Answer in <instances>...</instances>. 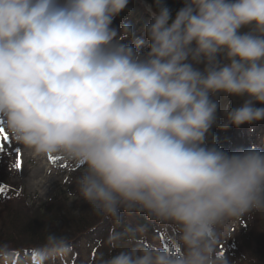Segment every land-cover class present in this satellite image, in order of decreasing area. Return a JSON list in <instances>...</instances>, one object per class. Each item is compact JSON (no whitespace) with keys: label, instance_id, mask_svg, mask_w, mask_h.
I'll return each mask as SVG.
<instances>
[{"label":"clouds","instance_id":"obj_1","mask_svg":"<svg viewBox=\"0 0 264 264\" xmlns=\"http://www.w3.org/2000/svg\"><path fill=\"white\" fill-rule=\"evenodd\" d=\"M128 3L0 0V127L30 155L80 164L77 190L96 216L174 225L167 245L137 243L101 264H229L217 226L264 214V150L229 153L207 137L264 120V0H184L174 18L155 0L143 54L123 42H135L131 24L111 27ZM219 94L245 99L221 120ZM71 250L46 231L31 264Z\"/></svg>","mask_w":264,"mask_h":264},{"label":"trees","instance_id":"obj_2","mask_svg":"<svg viewBox=\"0 0 264 264\" xmlns=\"http://www.w3.org/2000/svg\"><path fill=\"white\" fill-rule=\"evenodd\" d=\"M147 2L150 6H155V0H147ZM162 2L171 10L173 18L175 17V13L184 6V0H162ZM130 8L134 9L130 10ZM150 20L149 13L143 7H140L137 0H129L127 7L114 18L111 27L118 26L119 32L123 23L127 22L131 24L133 30L136 32L135 42L130 39H126L123 42L135 47L138 39L143 34H146L142 29ZM245 30L247 29H242V31ZM135 48L143 54L148 51L149 43ZM222 97L223 95L219 94L215 99ZM244 99V97L227 96L226 104L229 107H236ZM256 106L264 107V105L260 104ZM222 110L223 107L220 106L218 116L221 120L223 118ZM235 128V126H230L227 134L228 138L221 146L224 151L229 153L246 150L245 139L247 135L245 134V127L244 129L238 127L237 131ZM218 129L219 127L214 125L210 129V132ZM250 130L252 131L253 145H258L260 149H264V120L247 124V131L250 132ZM215 145L218 146V144ZM82 171L83 167L78 168L75 173L79 172L81 174ZM73 172L70 173L72 176H70V182L65 185L67 189H62L54 199L49 202H43L34 210H29V207L24 203V193L19 192L18 187L5 182L0 177V188L3 189L0 192V247L6 245L9 248L12 247L11 249H23L31 257L32 250L43 241L46 231H52L66 235L70 240L74 238V240L71 242L72 250L70 253L63 258L50 260L48 264H101L104 259L137 243L145 245L168 244L174 225L157 223L150 220L143 213L129 215L122 212L119 223L114 222L110 218L99 217L95 214L91 216L83 215L80 219L78 216L74 218L72 216L74 212L69 207V204H67L68 201H72L71 198H77L80 195L76 184L78 174H73ZM79 212L78 210L76 211L78 215H80ZM25 213H30V216L23 219ZM9 214H15L16 219L10 220ZM56 224H60L61 228L57 229ZM130 229L136 230L137 240L131 241L129 239L130 233L128 230ZM140 229H144V231L140 232ZM168 229L172 230L171 234L167 232ZM113 233L123 234L122 239L119 241V247H114L109 243V237ZM150 234H153L154 237L157 236L158 243L157 241L156 243L152 241ZM6 238L11 239L9 244L8 241L5 242ZM22 239H30V241L23 242ZM81 246L90 248L89 251L91 252L89 254L94 253V260L92 262L83 263L81 261V254L79 253ZM262 249L264 258V246ZM104 255H106L105 258L103 257Z\"/></svg>","mask_w":264,"mask_h":264},{"label":"rangeland","instance_id":"obj_3","mask_svg":"<svg viewBox=\"0 0 264 264\" xmlns=\"http://www.w3.org/2000/svg\"><path fill=\"white\" fill-rule=\"evenodd\" d=\"M137 2L140 7H143V9H145L146 5H149L147 0H137ZM133 9L134 8H130V10ZM114 28L117 31L119 29L118 26H115ZM147 43L150 42L146 37V34H143L136 42L135 47H142ZM194 66L200 69H203L204 67L203 64ZM222 95L223 97L217 100L220 106L224 107V105H226L227 96L224 94ZM244 127L245 134L247 135L245 139V149H249L254 146V141L251 136L252 131H247V124L245 126H240V128L243 129ZM229 128L230 127L227 129L219 128L218 130H212L209 132L207 137V143L209 146L215 143L218 144L217 147L221 148L222 144L228 138L227 134ZM235 129L237 131L238 127ZM9 137L10 139L4 142L5 152L0 153V177L5 182L18 187L19 192L24 193V203L29 207V210H34L43 202L51 201L55 198L58 192L62 189H67L65 185L70 182L71 172L74 171L73 174L80 175L79 172L75 173L78 168L82 167L80 164L71 162L61 156H54L57 158V162L53 163L49 160V156L39 157L30 155L22 145L17 143L10 135ZM256 147L259 148L258 145H256ZM15 149H19L21 153V170H17L14 166L17 159L14 151ZM71 200L72 201H68L67 204H69V207L74 212L72 214L74 218L78 216L80 219L83 215L91 216L93 214L89 204L80 195H78L77 198H71ZM77 210L80 211V215L76 213ZM8 216L11 218L10 220L16 219L15 214H9ZM29 216L30 213H25L23 219ZM56 227L57 229L61 228L60 224H56ZM217 231L220 237L217 255L226 257L229 264H264L262 253V247L264 246V214L252 211L239 218L225 220L217 226ZM167 232L171 234L172 230L168 229ZM150 237L153 242L156 243L157 241L158 243L157 236L154 237L153 234H150ZM73 240L74 238L71 239L70 242ZM6 241H8L9 244L11 239L6 238L5 242ZM22 241L26 242L30 241V239H22ZM11 248L7 247L6 249L7 253L12 257L11 264H30L31 257L28 252L23 249L19 250ZM89 249L86 246H81L80 248L79 253L81 254L80 257L83 263L92 262V260H94V253L89 254V252H91ZM98 254L101 255L99 252ZM105 256L106 255L103 257L105 258ZM0 264H3V259H0Z\"/></svg>","mask_w":264,"mask_h":264},{"label":"snow or ice","instance_id":"obj_4","mask_svg":"<svg viewBox=\"0 0 264 264\" xmlns=\"http://www.w3.org/2000/svg\"><path fill=\"white\" fill-rule=\"evenodd\" d=\"M10 139L7 131L3 128V127H0V153H4L5 152V143L6 141H8ZM15 153H16V163H15V168L17 170H21L22 169V159H21V153H20V150L19 149H15L14 150ZM49 160L53 163H56L57 162V158L54 157V156H49ZM3 189L0 188V192H2ZM33 259H35V257L33 256Z\"/></svg>","mask_w":264,"mask_h":264}]
</instances>
